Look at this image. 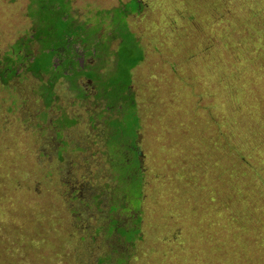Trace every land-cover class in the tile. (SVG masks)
<instances>
[{
    "label": "rangeland",
    "instance_id": "obj_1",
    "mask_svg": "<svg viewBox=\"0 0 264 264\" xmlns=\"http://www.w3.org/2000/svg\"><path fill=\"white\" fill-rule=\"evenodd\" d=\"M31 1L0 0V264H264V0H65L73 34L142 60L125 88L110 62L106 90L61 78L49 107Z\"/></svg>",
    "mask_w": 264,
    "mask_h": 264
},
{
    "label": "trees",
    "instance_id": "obj_2",
    "mask_svg": "<svg viewBox=\"0 0 264 264\" xmlns=\"http://www.w3.org/2000/svg\"><path fill=\"white\" fill-rule=\"evenodd\" d=\"M61 3L67 5L65 0L64 1L63 0H50V1L32 0L28 7V12H29L28 16L34 21L35 34L33 35V38L40 45L39 49L40 52H42L43 54L42 64L39 65L40 62H36V63L34 62L31 71L32 73H34V75H38V77L41 76L48 77V82L44 84V87L49 92L50 99H48L45 102V106L49 107L53 103L54 87L56 82H58L61 78L69 80L73 88L78 86L77 80L79 78H85L93 82L99 81V77L97 75L95 74L92 75V73L90 74L83 73L82 69H80L79 71L78 62H77V57L79 55L76 53V50L73 48L77 45L79 46V48H81V51L84 52V54L86 55L84 59L90 57L92 58V60L96 61L97 69L102 70L103 68L107 67L108 66L107 63L110 62L109 65L110 68L112 66L110 71H113L115 73V76L119 78L117 84L120 85L122 88L128 87L129 83L131 82L130 79L131 69L134 68L138 64V62L142 60V57L140 56V54H138V50H137L138 55H136L137 58L136 57L132 58V63H130L125 56H121L119 54L118 47L114 51L110 49L112 40L119 39L115 37L112 31H110L112 35V40L109 42V48L107 47L108 50L107 53L104 52V49L100 45V43L103 41V38L101 37L98 38V34H97L101 30H104L103 28L99 27L95 32L92 33V37H88V35L81 36V34L83 33H75L80 35L73 34L74 32L71 30V28L75 26L68 19L69 17L67 16L68 15L67 11H63V12L61 11L60 9ZM131 13L132 12L127 11L124 14H126L127 17ZM75 29L76 28H74V31ZM129 35H131L130 31L128 36ZM83 46L84 48H82ZM44 56L47 57L44 58ZM55 56L58 57V59L61 61V63L58 64L57 66H54L52 64V60ZM110 56L113 57L114 59L110 60L109 59ZM11 64L12 61H10L9 65ZM99 66H102V68H99ZM9 74H11V76H8L7 80L14 75V69H9L8 73H6L5 75H9ZM4 82L6 83L7 81ZM101 87H103L104 90H106V88H109L103 85H101ZM118 98L119 99L116 100L120 102L121 97L118 96ZM130 110H131V113H129L130 122L128 123V125H131L132 127L131 137H126L124 140L123 134H121L123 139L121 140V143L123 144L120 145V143H116V145H119L122 148L124 145L125 149L127 150L126 156L123 154L120 162L121 165L120 168L122 172H126L124 174L125 177L124 176L122 177L126 178L127 176L128 186H132L136 188L135 190L137 191V193L135 194V197H138L140 191V180H141L138 177V175L141 172L140 171L141 159L136 145H137L138 131L140 129V120L136 115V112L133 111L132 109ZM123 129L124 126L120 127L119 129L120 133H122L121 131ZM127 162H129V164H126ZM125 165L127 166V168Z\"/></svg>",
    "mask_w": 264,
    "mask_h": 264
},
{
    "label": "flooded vegetation",
    "instance_id": "obj_3",
    "mask_svg": "<svg viewBox=\"0 0 264 264\" xmlns=\"http://www.w3.org/2000/svg\"><path fill=\"white\" fill-rule=\"evenodd\" d=\"M35 34V31H34V28L32 29V33H31V35H30V38L28 39V40H25V41H23V40H19L18 41V45H19V47L20 48H22V49H27V50H29L28 49V47H29V43H33V42H35V43H37L38 44V42L36 41V40H34V38H33V35ZM22 42V43H21ZM102 43H103V41L100 43V45H102ZM39 45V44H38ZM40 46V45H39ZM94 46V45H93ZM110 49H111V46H110ZM20 51V50H19ZM23 52V51H22ZM86 55L84 54V52H82V60L84 61L85 59H87V58H85L84 59V57H85ZM36 60V59H38V55L37 56H34L33 57V60ZM110 59V58H109ZM96 66H97V64H96V61L95 60H92V62L90 63L89 62V64L87 65V66H82V68H80V69H82V72L83 73H92V70H93V72H95V73H93V74H95V75H97L98 77H99V81L98 82H96V83H93L92 81H91V83L94 85H98V86H100L101 87V85H103V79H101V75L103 74V72H102V70H99V69H97L96 68ZM33 67V65L32 66H30V70H31V68ZM80 69H79V71H80ZM30 72H32V71H30ZM80 79V78H79ZM79 79L77 80V82L79 81ZM90 81V80H89ZM104 86V85H103ZM100 87H99V90H100ZM75 89H81V88H78V87H75L74 88V90ZM82 90V89H81ZM99 94H101L99 91H98V97H99ZM81 96L83 97V96H86L87 97V95L83 92V93H81ZM89 98V97H88ZM84 101V100H83Z\"/></svg>",
    "mask_w": 264,
    "mask_h": 264
}]
</instances>
